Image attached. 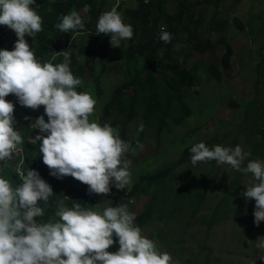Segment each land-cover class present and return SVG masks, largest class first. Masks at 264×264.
<instances>
[{
	"label": "clouds",
	"instance_id": "clouds-1",
	"mask_svg": "<svg viewBox=\"0 0 264 264\" xmlns=\"http://www.w3.org/2000/svg\"><path fill=\"white\" fill-rule=\"evenodd\" d=\"M33 5L36 0H0V25L17 36L14 50H0V264H173V257L160 251L158 240L142 234L144 228L135 223V213L127 204L98 212L74 200L68 207L62 199L55 202L54 216L44 221L39 218L54 196L51 186L36 170L22 169L21 160L13 169L20 183L6 178L10 163L24 155V138L14 119L16 96L21 106L44 107L47 122L41 115L30 126L46 135L38 134L29 142H41L39 154L52 176H71L92 193L105 196L112 186L125 190L132 184V162L124 159L131 144L120 138L118 127L90 120L97 101L89 92L77 91L83 80L71 70L70 50L61 51L60 63L52 61L61 52L42 61L26 41V35L43 31V19ZM84 10L90 11V6ZM59 19L55 28L62 33L86 31L75 10ZM95 33L109 36L114 48L134 36L117 7L100 14ZM158 38L171 43L173 36L162 24ZM9 95H14L11 101L6 99ZM143 129L141 122L138 131ZM190 154L193 166L215 161L251 173L255 182L246 186L242 196L255 201V224L264 221V160L248 159L250 154L240 145L210 147L203 141L194 143ZM117 240L118 251H108ZM256 247L264 249V237L256 240Z\"/></svg>",
	"mask_w": 264,
	"mask_h": 264
},
{
	"label": "trees",
	"instance_id": "trees-1",
	"mask_svg": "<svg viewBox=\"0 0 264 264\" xmlns=\"http://www.w3.org/2000/svg\"><path fill=\"white\" fill-rule=\"evenodd\" d=\"M133 1L135 6L127 5L124 12L129 17V22L133 27L134 36L131 40H126L122 49L123 81L113 88L110 93L109 100L101 109V125L110 123L112 116L115 114L117 119L111 124L113 127L119 128L120 138L126 142H130L129 125L131 123L142 122L144 129L141 136H144L145 130L149 127L156 128L158 132L163 130L168 121L172 120L175 124H182L184 121L192 117L191 110L188 106L187 95L188 88L198 87L207 77L204 76L202 68L205 65L203 60L207 51L212 50L215 45L209 38L212 31H218L221 26L216 21L217 8L221 0H215L216 9L212 14V18L205 23V18L194 20L191 16V3L184 0H177L175 12H168L166 9L167 0H122L116 4L108 0H36V11L43 19V31L35 34L33 37L25 36L29 46L33 48L37 59L42 61L51 60L53 52H61L69 50L71 38L74 34L81 32L62 33L55 28L60 22L62 15H67L71 11L78 9L86 2L90 6V11L81 16L85 23L86 31L81 33L86 35V43L79 47L76 54L71 52V70L73 74L84 80L85 72L94 74L95 67L101 69L104 67L101 59L102 54H97L95 49L101 46L104 50L109 43V36L103 34L96 35L95 25L98 17L107 7H117L119 11L124 3ZM196 0L195 2H198ZM211 3L212 0H204ZM203 1V2H204ZM112 2V3H111ZM116 4V6H114ZM221 23V22H220ZM166 26L173 39L171 43H164L159 37L161 25ZM6 31L0 29V50H14L15 40L5 41L7 37ZM220 41L225 42V36H221ZM225 53L221 58V64L224 69L230 68V62L234 51L232 45L224 44ZM198 52L201 60L191 68L185 67L182 59L186 58L190 53ZM57 62L63 60L62 52L56 56ZM54 63V62H53ZM206 68V66H205ZM212 70V68H211ZM215 73V70H214ZM97 93L98 83L96 84ZM78 92H82V86L77 88ZM14 95L6 97L8 101ZM233 101L232 105L240 107L241 121L239 125L241 131H246L248 126V140L251 144L250 155L248 159H264V108L257 106L256 102L243 103V108ZM18 100L16 104H18ZM28 117L27 121L33 116L37 118V112L44 111V107L33 110L28 107L21 106ZM179 109L180 113L175 116V110ZM47 122V116L45 115ZM14 119L17 124L20 123L17 111L14 113ZM138 123V124H139ZM246 124V125H245ZM36 130V129H35ZM30 125L24 126L25 142L23 144V163L22 169L36 170L40 177L44 179L52 188L54 196L50 198V204L45 209V215L41 220H48L54 216L55 202L64 199L65 204L71 207L72 201H78L85 207H91L93 204V193L89 187L83 184L79 190L75 187L74 178L67 176L70 181L67 183L66 194L61 197L60 178L50 174V169L43 163L42 155L39 154L40 141L36 142V146L31 145L28 135L36 132ZM46 135V133H37L36 135ZM190 152V148H186L182 153V158L172 166H166L159 169L153 174H140L131 188L119 190L115 186L111 187L110 193L103 197L110 202L109 206L118 204L131 205L133 200L140 196H149L143 210L135 216V223L141 228L149 226L153 221H162L164 225L168 221L179 217L185 223V228L190 227L196 220V214L202 206L208 188V175H189L184 181L178 179L176 174L177 168L180 166ZM18 158L10 163L11 167L6 170L14 184L20 183L19 177L13 171L17 166ZM0 167L1 164H0ZM242 174H239L234 184L226 192L222 200L217 204L210 219L208 221L201 220L210 228L216 222L226 217L227 208H229V199L232 195L238 194L240 191V181ZM65 197L69 199H65ZM43 207V201L40 202ZM159 231L153 232V239H158ZM114 239H116L114 237ZM119 249L117 242L111 246L108 251L116 252ZM212 250H209L211 252ZM209 254L205 264H208ZM186 264H196V259L187 260Z\"/></svg>",
	"mask_w": 264,
	"mask_h": 264
},
{
	"label": "rangeland",
	"instance_id": "rangeland-1",
	"mask_svg": "<svg viewBox=\"0 0 264 264\" xmlns=\"http://www.w3.org/2000/svg\"><path fill=\"white\" fill-rule=\"evenodd\" d=\"M119 1L122 2V0H116V4ZM143 1L148 2V0ZM184 1L193 4L191 16L194 20L203 17L207 23L216 10L215 0L211 3H206L204 0ZM83 3L81 7L75 9L81 16L87 12L84 10L87 4ZM127 5L135 6L136 4L129 1L119 10L125 23L130 24L129 17L123 10ZM176 7L177 0H167L168 12H175ZM105 10L111 9L107 7ZM216 13L215 19L216 21L218 19L217 23L219 22L221 26L218 31H212L209 34L215 47L207 51L203 59L205 65L202 70L207 77L198 87L188 88L187 101L192 117L182 124H175L174 121L169 120L168 125L160 132L156 128L149 127L145 130L144 136H141L142 131H138L141 122L129 125L133 145L124 156V159L132 162L129 169L132 174V184L129 188L140 174H153L161 168L178 162L182 158L183 151L194 143L203 141L210 147L240 145L245 152L249 154L251 152L248 126L245 124L246 131H241L239 127L242 123L240 119L242 110L232 104L236 101L235 103L243 108V103L252 101L264 108V0H221ZM0 29L8 34L5 41L17 39L15 32L8 27L0 25ZM221 36H225L224 43L220 41ZM85 43V34H74L68 48L76 54L78 48ZM125 43L126 40L121 42V47L114 48L109 39L105 50L100 45L95 48L97 54H102L101 62L104 67L100 71L96 66L94 74L85 72L82 85V90L89 92L97 101L95 113L90 120L101 122L102 106L109 100L113 88L123 81L121 66L124 62L122 49ZM226 43L231 44L234 51L229 60V69H224L221 64ZM198 60H201L200 53L192 52L182 59V63L185 67L191 68ZM52 62L56 63L57 59ZM97 83L99 93L96 90ZM14 98L18 100L16 96ZM16 110L20 123H16L15 126L21 132L25 142L24 126L31 125L35 118L33 116L27 121L19 103ZM175 111V116H178L180 110ZM41 115L45 117L46 114L44 111L37 112V118ZM261 117L264 118V113H261ZM115 119L117 116L114 114L110 124ZM35 131L28 135L29 140L34 139L39 133V129ZM138 143L143 147H137ZM190 155L189 152L177 168L178 179L184 181L189 175H208L206 196L196 214L195 222L185 228V223L179 217L168 221L166 225H164L165 221H153L142 229V234L152 238L153 232L159 231L157 240L160 251H167L173 257V264H186L187 260L192 258L196 259V264H205L208 254V264H264V249L256 247V240L264 237V221H261L259 225L255 224V201L246 200L242 196V193L247 190L246 186L255 182L252 174L245 175L227 164L218 165L215 161L193 166ZM239 174H242L240 191L230 197L226 217L208 228L201 220L210 219L217 204L234 184ZM66 177L60 178L61 197L66 194L67 183L70 184ZM6 178L11 180L8 173ZM74 182L77 190L83 187V183L76 179ZM148 199L149 196L143 195L133 200L129 210L137 216ZM92 202L93 210L98 212H102L110 204L102 194L95 193H93ZM209 250L212 251L209 252Z\"/></svg>",
	"mask_w": 264,
	"mask_h": 264
},
{
	"label": "bare ground",
	"instance_id": "bare-ground-1",
	"mask_svg": "<svg viewBox=\"0 0 264 264\" xmlns=\"http://www.w3.org/2000/svg\"><path fill=\"white\" fill-rule=\"evenodd\" d=\"M25 156V155H24ZM24 159L23 158H21V161H23Z\"/></svg>",
	"mask_w": 264,
	"mask_h": 264
}]
</instances>
